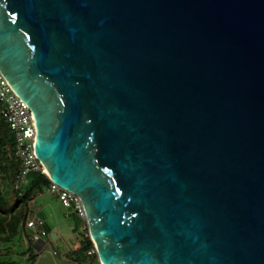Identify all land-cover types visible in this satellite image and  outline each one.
<instances>
[{
	"label": "water",
	"instance_id": "obj_1",
	"mask_svg": "<svg viewBox=\"0 0 264 264\" xmlns=\"http://www.w3.org/2000/svg\"><path fill=\"white\" fill-rule=\"evenodd\" d=\"M0 75L99 264H264V0H0Z\"/></svg>",
	"mask_w": 264,
	"mask_h": 264
},
{
	"label": "rangeland",
	"instance_id": "obj_2",
	"mask_svg": "<svg viewBox=\"0 0 264 264\" xmlns=\"http://www.w3.org/2000/svg\"><path fill=\"white\" fill-rule=\"evenodd\" d=\"M3 107L4 106L0 104V110ZM1 118L5 123L4 118L2 116ZM9 133L11 134L10 141L8 142L9 147L14 150V135L10 130ZM29 175L26 178L27 183L24 182L22 185V194H26L30 189L31 179ZM44 188L45 187L42 186L41 193L34 196V199L32 198V213L36 216L40 211L45 210L48 215L45 222L47 227L45 228L46 237L42 240L46 245L42 247L40 251H37L34 248L33 242L30 240V245L28 244L30 250L25 249L28 245L25 244L24 237H28V235L25 231H20V233L13 237V240L10 243L0 244V262L7 261L9 264H90L89 258H82L76 253L74 254V260L70 261L65 259L63 257L65 250H61L59 247L60 241L52 239V234L57 230L60 232L61 240L65 241L68 246H71L69 243L71 240H73L72 246L80 244L78 238L79 235L83 233L82 225L84 221L78 216L74 206L64 208L56 195H43L42 192ZM28 233L30 234L31 232ZM53 252H55L57 256H53Z\"/></svg>",
	"mask_w": 264,
	"mask_h": 264
},
{
	"label": "built area",
	"instance_id": "obj_3",
	"mask_svg": "<svg viewBox=\"0 0 264 264\" xmlns=\"http://www.w3.org/2000/svg\"><path fill=\"white\" fill-rule=\"evenodd\" d=\"M0 104L4 107L0 110V115L4 118L6 125L15 139V161L19 163V171L16 177V182L13 185L14 190H20L21 185L26 183V176L29 173L40 172L46 176V173L34 155V122L27 106L19 100L11 91L8 84L0 75ZM43 195H56L59 202L64 208L74 206L79 217L83 219V211L79 200L53 184H49L43 190ZM25 231L28 237L34 243H39L46 237L45 224L42 220L32 216L31 213L26 214L24 223ZM86 231V225L83 222L82 232ZM52 255H56L53 252Z\"/></svg>",
	"mask_w": 264,
	"mask_h": 264
},
{
	"label": "trees",
	"instance_id": "obj_4",
	"mask_svg": "<svg viewBox=\"0 0 264 264\" xmlns=\"http://www.w3.org/2000/svg\"><path fill=\"white\" fill-rule=\"evenodd\" d=\"M2 120L0 116V244H8L20 231H25L26 214L32 213V198L41 193L42 186L46 188L50 183L40 172L29 173L31 186L28 192L21 193L22 185L20 190H14L19 163L14 158L15 149L9 147L11 134ZM79 243V248L70 253L69 259L74 260L76 253L82 258H89L90 264H99L87 231L79 235ZM0 264L9 263L4 261Z\"/></svg>",
	"mask_w": 264,
	"mask_h": 264
},
{
	"label": "crops",
	"instance_id": "obj_5",
	"mask_svg": "<svg viewBox=\"0 0 264 264\" xmlns=\"http://www.w3.org/2000/svg\"><path fill=\"white\" fill-rule=\"evenodd\" d=\"M32 206H33V201H32ZM31 212H32V208H31ZM31 215L34 216L33 213H31ZM34 217H36L37 219L42 220V221L44 222V224H45V222H46V218L48 217V215H47V213L45 212V210H42V211H40V212H39L36 216H34ZM45 228H47L46 225H45ZM25 232H26V234L28 235V232H31V231H28V232L25 231ZM30 234H32V232H31ZM52 236H54V239H55V240L60 241V242H59V247H60V249H61V250H65V253H64L63 257H64L65 259L71 261L72 259H69V258H70L69 255H70V253L73 252V250H76L77 248H79V244H75V245L72 246V244H73V240H71L69 243L71 244L72 247H71V246H68L67 243H65V241L61 240L60 232L57 231V230L52 234ZM78 239H79V238H78ZM24 241H25V244L28 245V244H29V241H30V238H28V237H24ZM33 244H34V248H35L37 251H40L41 248L44 247V246L46 245L43 241H40L39 243H36V244L33 242ZM29 245H30V244H29ZM29 245H28L27 248H25V249L30 250ZM71 248H72V249H71ZM23 256H25V255H23ZM53 256H57V255H53Z\"/></svg>",
	"mask_w": 264,
	"mask_h": 264
},
{
	"label": "clouds",
	"instance_id": "obj_6",
	"mask_svg": "<svg viewBox=\"0 0 264 264\" xmlns=\"http://www.w3.org/2000/svg\"><path fill=\"white\" fill-rule=\"evenodd\" d=\"M42 241V240H41ZM36 244V243H35Z\"/></svg>",
	"mask_w": 264,
	"mask_h": 264
}]
</instances>
